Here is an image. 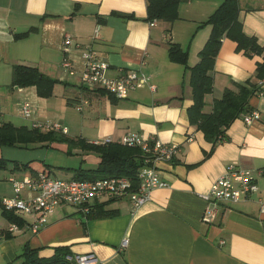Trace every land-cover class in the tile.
<instances>
[{
	"label": "crops",
	"instance_id": "1",
	"mask_svg": "<svg viewBox=\"0 0 264 264\" xmlns=\"http://www.w3.org/2000/svg\"><path fill=\"white\" fill-rule=\"evenodd\" d=\"M220 3L180 2L178 19L168 24L146 20L145 0H0V123L13 124L21 119L24 103L31 106V115L36 117L42 108L82 104L83 108H76L83 111L80 127H74L71 133L66 127L64 136L69 139L89 143L110 139L116 143L126 133L134 132L175 147L171 160L156 164L167 186L153 189L149 200L135 210L126 199L92 202L89 207L104 204L116 215L86 218L83 214L87 211L62 206L33 235L28 230L8 232L12 222L0 209V264L22 261L25 246L38 250V255L45 258L57 247H64L69 254L91 252L98 264H264V211L259 208L264 177L257 179V193L236 203L221 202L215 216L208 222L202 219L206 206L203 197L228 165L249 171L264 168V96L255 94L249 99L259 119L246 124L241 114L227 129L228 140L204 158L211 144L189 124L187 112L193 100L188 72L167 56L168 45L176 43L187 50V65H195L211 30L200 23ZM238 3L243 32L264 46V0ZM30 29L35 31L14 39V34ZM65 35L72 38L68 52L62 49ZM86 46L109 64L110 78L135 70L148 77L147 84L153 89L139 82L127 98L117 100L82 85L81 53ZM65 58L71 61L74 75L62 70ZM260 62L261 56H245L236 51L235 42L223 39L209 72L213 87L204 97L203 113L211 112L213 101L220 99L226 89L249 87V83L258 88L264 81V77L256 78ZM16 64L35 67L55 80L52 95L38 97L34 87L11 89V70ZM55 145L68 156L80 157L77 167L60 166L57 179H72L74 169H94L99 162L94 152L61 142ZM6 148L0 147V157L4 158ZM26 163L30 167L26 171H0V199L13 195L8 181L11 175L52 173L44 162L40 167L30 160ZM16 217L22 224L29 220L27 216Z\"/></svg>",
	"mask_w": 264,
	"mask_h": 264
},
{
	"label": "trees",
	"instance_id": "2",
	"mask_svg": "<svg viewBox=\"0 0 264 264\" xmlns=\"http://www.w3.org/2000/svg\"><path fill=\"white\" fill-rule=\"evenodd\" d=\"M145 1L147 21L156 20L171 24L178 19L180 0ZM200 24L209 26L211 30L203 48L198 53V62L195 65L191 67L187 65V50L176 43L168 45L167 56L170 62L182 65L188 72L193 100L187 112L188 120L190 125L195 126L197 130L202 132L205 141L211 144L210 151L204 155V158H208L218 144L228 140L226 131L232 122L241 114L252 111L249 106V99L258 90L251 83L248 84L249 87L236 85L235 90L226 89L220 99L213 101L211 112L209 114L203 113L204 97L211 93L213 87V79L209 72L213 69L221 42L227 38L235 42L237 52H242L248 57L255 55L262 57V62L256 66L257 79L264 77V46L257 42L256 37L248 36L243 32L239 20L238 0H221L218 7ZM33 31L35 29L14 34V39H23ZM54 84L55 80L44 76L35 67L21 64L12 66L11 83L9 85L11 89L34 87L38 97L49 98L52 95ZM53 142L66 143L70 147L76 146L82 151L97 154L99 162L96 168L90 170L74 169L72 179L95 180L106 177H126L136 186L137 171L143 165L141 151L137 148H129L114 142L94 144L83 139H69L64 134L54 130H45L44 132L26 126L16 127L11 123H0V147H27L32 144H42L43 146ZM10 162H12L11 167H9ZM9 168L13 172L30 169L29 163L13 162L0 157V171ZM1 212L8 222L22 225V221H19L16 217L18 215L15 214L14 216L13 213L3 210ZM83 215L86 218H106L112 217L116 213L105 209L104 204H96L88 207L87 213ZM66 255H69V252L64 247H57L50 257H40L38 250L25 246L20 256L22 261L19 264H63Z\"/></svg>",
	"mask_w": 264,
	"mask_h": 264
},
{
	"label": "built area",
	"instance_id": "3",
	"mask_svg": "<svg viewBox=\"0 0 264 264\" xmlns=\"http://www.w3.org/2000/svg\"><path fill=\"white\" fill-rule=\"evenodd\" d=\"M72 38L65 35L62 49L68 52ZM82 69L79 79L88 88L102 90L117 100L127 98L130 91L139 86V82H148V77L135 70H126L115 78L108 76L109 64L98 59L90 46L83 48L81 53ZM62 70L69 75L75 71L70 60L63 59ZM148 85V84H147ZM152 90L153 86L148 85ZM258 96H264V81L259 83ZM81 109V106L78 107ZM31 106L24 103L20 107L22 118L31 117ZM246 124L259 119L257 111L242 114ZM32 129L54 130L62 134L67 129L59 124H39L32 122ZM110 139L96 141L94 144L111 143ZM120 145L137 148L141 151L143 165L137 171V184L126 177H106L95 180H62L51 177L45 171L27 173L22 177L11 175L8 179L12 186L13 195L0 199V209L6 212L27 216L28 221L21 226L11 223L8 232L28 230L31 234H38L48 223L49 218L58 207L71 206L85 213L92 202L106 200H128L133 209H137L149 200L153 189L164 188L167 184L160 179L156 164L159 161H169L175 153V147L160 142L154 137L128 132L116 142ZM264 177V168L254 171L244 170L233 164L225 168L224 174L217 178L210 186L203 199L206 206L202 215L203 221L208 222L217 212V205L221 202L236 203L251 197L258 192L257 179ZM27 192V197L21 194ZM259 208L264 211V195L259 199ZM126 241L123 242L125 247ZM64 264H98L96 256L89 252L73 253L65 256Z\"/></svg>",
	"mask_w": 264,
	"mask_h": 264
},
{
	"label": "rangeland",
	"instance_id": "4",
	"mask_svg": "<svg viewBox=\"0 0 264 264\" xmlns=\"http://www.w3.org/2000/svg\"><path fill=\"white\" fill-rule=\"evenodd\" d=\"M77 106L82 107V104L81 105L77 104L76 106L75 105L68 106L65 103V106H61V108L60 107L59 108H42L41 111L39 110L40 114H38L37 117L34 114L31 115L29 119H25V118H22V116H20L21 119L14 120L12 121V123L16 127L29 124L30 127L28 128L31 129L32 122H36L39 124H45L49 122L51 124H59L65 128L67 127V129L71 133L74 127L76 126L80 127V125L82 124L80 119H81V114L83 113V111L81 110L79 111L78 109H76ZM11 108H13V105ZM55 143L57 142H53L49 146H41L39 144H32V145H28L27 147H8L6 148L4 158L9 161H13V162L15 161L18 163H25L28 160H30V163L35 167L43 166V162H44L45 164L50 165L51 172H52L50 173V175L51 177L55 178L58 176V173L61 172L58 170L60 166L77 167L80 161V157L78 156H75V155L68 156L64 152H61L60 151L61 148L59 146L57 147ZM39 155L41 156L37 157ZM37 158H41L43 161H38ZM11 165H12V162H10L9 167H11ZM62 173H66V171ZM65 207H71V206H65ZM20 262L21 260L17 261L14 264H19Z\"/></svg>",
	"mask_w": 264,
	"mask_h": 264
},
{
	"label": "water",
	"instance_id": "5",
	"mask_svg": "<svg viewBox=\"0 0 264 264\" xmlns=\"http://www.w3.org/2000/svg\"><path fill=\"white\" fill-rule=\"evenodd\" d=\"M188 0H180V2H187ZM64 264V263H63Z\"/></svg>",
	"mask_w": 264,
	"mask_h": 264
}]
</instances>
